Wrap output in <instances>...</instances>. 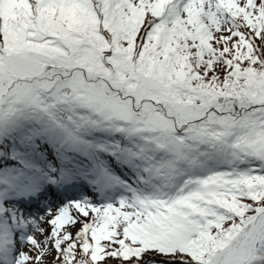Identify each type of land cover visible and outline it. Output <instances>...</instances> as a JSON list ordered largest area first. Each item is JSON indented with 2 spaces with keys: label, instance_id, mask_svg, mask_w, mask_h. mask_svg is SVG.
<instances>
[{
  "label": "snow or ice",
  "instance_id": "snow-or-ice-1",
  "mask_svg": "<svg viewBox=\"0 0 264 264\" xmlns=\"http://www.w3.org/2000/svg\"><path fill=\"white\" fill-rule=\"evenodd\" d=\"M0 264H264V0H0Z\"/></svg>",
  "mask_w": 264,
  "mask_h": 264
}]
</instances>
